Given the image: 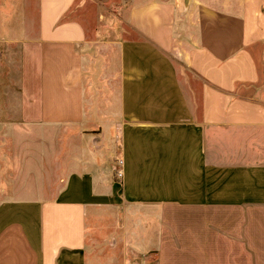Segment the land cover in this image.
Returning a JSON list of instances; mask_svg holds the SVG:
<instances>
[{
    "label": "crops",
    "instance_id": "0c3cea01",
    "mask_svg": "<svg viewBox=\"0 0 264 264\" xmlns=\"http://www.w3.org/2000/svg\"><path fill=\"white\" fill-rule=\"evenodd\" d=\"M77 3L0 0V264H264V0Z\"/></svg>",
    "mask_w": 264,
    "mask_h": 264
},
{
    "label": "rangeland",
    "instance_id": "374dc122",
    "mask_svg": "<svg viewBox=\"0 0 264 264\" xmlns=\"http://www.w3.org/2000/svg\"><path fill=\"white\" fill-rule=\"evenodd\" d=\"M121 3L122 0H78L73 14L81 18L87 29L98 25L97 19L101 12L106 26L118 25L119 19L116 16Z\"/></svg>",
    "mask_w": 264,
    "mask_h": 264
},
{
    "label": "built area",
    "instance_id": "2783aa9c",
    "mask_svg": "<svg viewBox=\"0 0 264 264\" xmlns=\"http://www.w3.org/2000/svg\"><path fill=\"white\" fill-rule=\"evenodd\" d=\"M117 167L115 169V174L117 176V178H122L124 176V168H123V160L122 159H118L117 160Z\"/></svg>",
    "mask_w": 264,
    "mask_h": 264
}]
</instances>
